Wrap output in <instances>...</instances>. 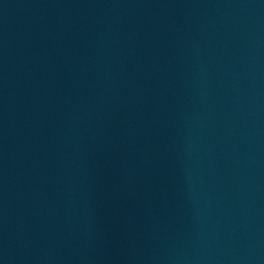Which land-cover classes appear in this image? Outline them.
<instances>
[{"label":"water","instance_id":"water-1","mask_svg":"<svg viewBox=\"0 0 264 264\" xmlns=\"http://www.w3.org/2000/svg\"><path fill=\"white\" fill-rule=\"evenodd\" d=\"M0 264H264V0H0Z\"/></svg>","mask_w":264,"mask_h":264}]
</instances>
